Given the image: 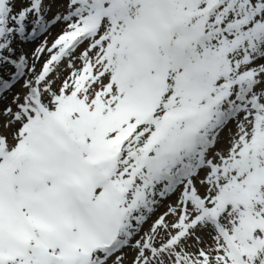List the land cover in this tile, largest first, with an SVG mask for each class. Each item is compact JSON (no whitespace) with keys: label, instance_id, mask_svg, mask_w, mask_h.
<instances>
[{"label":"snow or ice","instance_id":"6c2138e0","mask_svg":"<svg viewBox=\"0 0 264 264\" xmlns=\"http://www.w3.org/2000/svg\"><path fill=\"white\" fill-rule=\"evenodd\" d=\"M15 3L0 264H264V0Z\"/></svg>","mask_w":264,"mask_h":264},{"label":"rangeland","instance_id":"374dc122","mask_svg":"<svg viewBox=\"0 0 264 264\" xmlns=\"http://www.w3.org/2000/svg\"><path fill=\"white\" fill-rule=\"evenodd\" d=\"M27 3H28V0H16V3H15L16 10L18 11L21 7L27 6ZM66 6H67V0H52V6H51V11L49 13V18H51L57 12L64 13L66 11ZM63 29H64L63 24H55L54 26H52L50 28L49 33L38 37L34 41H32V40L22 41L20 43V47L23 51L31 53L33 49L38 47L45 40V38L47 39V41L50 45L55 40V38H57V36L59 34H61ZM79 51L80 50H78L77 55L79 54ZM46 58L47 57H45V59ZM40 67H41V62H38L36 64L37 71L40 70ZM59 71H60L62 76L67 75L66 64L61 65ZM18 88H19V86H17V89H13V91L18 90ZM10 100H11V94H9L8 98L5 101H3L2 104H0V107H3L5 104L9 103ZM228 127L234 129V125H232V124H230ZM228 137H229V132L227 129H225V131L221 133L220 138H219V142H218L216 147L220 148V149L226 148ZM171 199L174 200L175 197H172ZM168 203H169V201H167V200L163 201L161 206L158 208L156 215L153 216L152 219H155L156 216L163 213L166 210ZM149 223H151V221H149ZM147 227H148V225H145V228H147Z\"/></svg>","mask_w":264,"mask_h":264}]
</instances>
